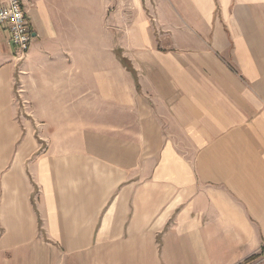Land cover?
Instances as JSON below:
<instances>
[{
    "label": "crops",
    "instance_id": "crops-1",
    "mask_svg": "<svg viewBox=\"0 0 264 264\" xmlns=\"http://www.w3.org/2000/svg\"><path fill=\"white\" fill-rule=\"evenodd\" d=\"M21 1L24 59L0 29V264L262 252L264 0Z\"/></svg>",
    "mask_w": 264,
    "mask_h": 264
},
{
    "label": "built area",
    "instance_id": "built-area-1",
    "mask_svg": "<svg viewBox=\"0 0 264 264\" xmlns=\"http://www.w3.org/2000/svg\"><path fill=\"white\" fill-rule=\"evenodd\" d=\"M5 28L10 35V42L15 52V57L24 59L28 53L33 35L28 22L26 11L21 0H0V29ZM23 107L27 106V101L23 96H19ZM262 258L257 263L264 262V252L259 253Z\"/></svg>",
    "mask_w": 264,
    "mask_h": 264
},
{
    "label": "rangeland",
    "instance_id": "rangeland-1",
    "mask_svg": "<svg viewBox=\"0 0 264 264\" xmlns=\"http://www.w3.org/2000/svg\"><path fill=\"white\" fill-rule=\"evenodd\" d=\"M260 258H262V257L260 256V254H258L256 258L249 260V261H246L243 264H264V262L263 263H257Z\"/></svg>",
    "mask_w": 264,
    "mask_h": 264
},
{
    "label": "trees",
    "instance_id": "trees-1",
    "mask_svg": "<svg viewBox=\"0 0 264 264\" xmlns=\"http://www.w3.org/2000/svg\"><path fill=\"white\" fill-rule=\"evenodd\" d=\"M264 251V248L262 249V252ZM257 257V255H253V256H251L250 258H248L246 261H249V260H252V259H254V258H256Z\"/></svg>",
    "mask_w": 264,
    "mask_h": 264
}]
</instances>
